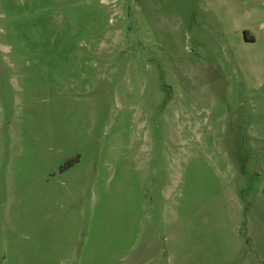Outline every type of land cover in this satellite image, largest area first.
<instances>
[{
  "label": "rangeland",
  "instance_id": "374dc122",
  "mask_svg": "<svg viewBox=\"0 0 264 264\" xmlns=\"http://www.w3.org/2000/svg\"><path fill=\"white\" fill-rule=\"evenodd\" d=\"M0 264H264V0H0Z\"/></svg>",
  "mask_w": 264,
  "mask_h": 264
}]
</instances>
